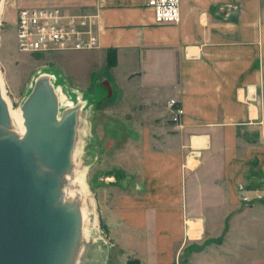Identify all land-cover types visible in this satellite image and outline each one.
Listing matches in <instances>:
<instances>
[{"label":"crops","instance_id":"0c3cea01","mask_svg":"<svg viewBox=\"0 0 264 264\" xmlns=\"http://www.w3.org/2000/svg\"><path fill=\"white\" fill-rule=\"evenodd\" d=\"M146 3L59 7L93 19L98 49L63 53L75 81L97 75L100 117L130 149L128 172L94 180L103 264H264V0H179L165 26Z\"/></svg>","mask_w":264,"mask_h":264},{"label":"water","instance_id":"95a60500","mask_svg":"<svg viewBox=\"0 0 264 264\" xmlns=\"http://www.w3.org/2000/svg\"><path fill=\"white\" fill-rule=\"evenodd\" d=\"M20 111L23 138L0 131V264H66L77 220L56 199L72 169L80 106L60 112L49 78L39 76ZM7 123L0 95V126Z\"/></svg>","mask_w":264,"mask_h":264},{"label":"rangeland","instance_id":"374dc122","mask_svg":"<svg viewBox=\"0 0 264 264\" xmlns=\"http://www.w3.org/2000/svg\"><path fill=\"white\" fill-rule=\"evenodd\" d=\"M64 5L65 0H3L2 2L0 13V77L3 84L4 94L7 96L14 109H20L23 105L26 97L35 87V81L39 77V73L43 70H49L58 74L59 79L62 80V84L65 85V88L81 93L84 101L90 102L93 98L96 99L93 96H95L98 86L97 75H93V80L90 79L89 74L82 75L81 81H75L73 79L74 53H19L15 48L14 33L17 10L23 8H54L63 7ZM96 103H98V101H93V107L89 117V135L84 137L85 140L81 148V161L79 162L80 166L78 168V170L82 171L83 168L86 167L85 184L91 199L94 201L96 217L95 225L92 227L91 234L99 239V242L96 245H87L84 247L85 255L87 254L88 257L90 256L88 253H90V251H92V253L93 251L96 252L98 246L100 248L99 250L102 252H104L103 246H105V248L109 246L107 234L101 224L98 211L97 188L94 183L95 177L97 173L101 171L118 169L126 173L132 168V163L128 162L130 149L129 146L125 145L126 140L117 141L114 137L116 135V129H106L105 115H102L101 118V115L99 114L100 110L104 108V105L97 106L98 104ZM68 108L59 107V111L62 112ZM100 123H102L101 125L104 126L105 130H101L97 127ZM79 127L80 119L75 147L79 138H81L79 135ZM117 132H123V130L119 129L118 131L117 129ZM131 150L134 151L136 149L132 147ZM72 170L73 160L71 172ZM62 189L64 194L66 191L70 190L69 181L65 179L63 180ZM225 216H234V211H226ZM248 216L254 215L251 213L242 214V217ZM194 219L195 223H191V220L193 222ZM186 225L191 229L189 232L191 236L196 233H202L203 225L200 217L198 219H190Z\"/></svg>","mask_w":264,"mask_h":264},{"label":"built area","instance_id":"2783aa9c","mask_svg":"<svg viewBox=\"0 0 264 264\" xmlns=\"http://www.w3.org/2000/svg\"><path fill=\"white\" fill-rule=\"evenodd\" d=\"M156 25L180 22L179 0H147ZM14 43L19 53L94 51L99 38L90 16L69 13L62 8H23L16 11ZM171 122L178 124L184 115L180 100L168 101ZM188 233L191 231L187 225ZM197 234V233H196Z\"/></svg>","mask_w":264,"mask_h":264},{"label":"bare ground","instance_id":"6f19581e","mask_svg":"<svg viewBox=\"0 0 264 264\" xmlns=\"http://www.w3.org/2000/svg\"><path fill=\"white\" fill-rule=\"evenodd\" d=\"M2 2L3 0H0V13L2 8ZM38 76H47L49 78L50 83L56 93L59 107L70 108L73 106H80L79 135L81 136V138H79L72 154L73 170L71 174H67L65 176V180L69 181L70 190L66 191L65 194L63 192V196L60 195L59 191L56 199V203L58 205L74 212L77 220L76 236L73 241L70 259L66 264H103L104 255L103 252L99 250V246L97 247L96 252L93 251L92 253V251H90V253H88L90 254L89 257L87 256V254L85 255L84 252L85 246H93L94 244L96 245L99 242V239L97 237L95 238V236L91 234L92 227L93 225H95L96 217L94 211V201L93 199H91V196L89 195L85 184L86 167H84L82 171L78 170L80 166L79 162L81 161V148L85 140L84 137L86 135H89V117L92 110L93 101H95L96 99L93 98V100H91L90 102L84 101L82 99L81 93L71 89H66L65 85L62 84V80L59 79V75L55 72L43 70L39 73ZM0 95L2 101L4 102L7 108L8 113V123L5 126H0V131H3L8 135H14L19 140H21L24 136L25 131L21 111L20 109L12 108L9 99L4 94L1 77ZM41 171L43 172L46 170L42 168ZM62 176L63 173L60 174L59 177Z\"/></svg>","mask_w":264,"mask_h":264}]
</instances>
